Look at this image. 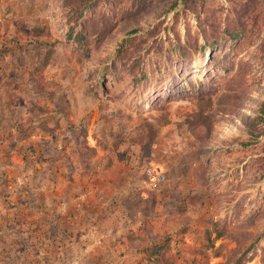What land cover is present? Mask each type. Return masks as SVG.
<instances>
[{"label": "rangeland", "instance_id": "374dc122", "mask_svg": "<svg viewBox=\"0 0 264 264\" xmlns=\"http://www.w3.org/2000/svg\"><path fill=\"white\" fill-rule=\"evenodd\" d=\"M139 1L116 0L119 24L84 51L67 38L76 11L67 1L0 0V264H152L149 247L166 239L176 264H264V136L247 128L264 101L254 33L264 31V0L208 2L221 21L248 12L233 56L247 64L237 70L229 44L216 47L229 72L214 74L210 130L199 138L191 123L198 99L174 85L185 70L202 79L208 50L166 63L154 43L166 34L174 41L175 23L182 42L202 44L196 16L174 21L181 0L173 10L172 0ZM159 22L139 47L146 78L137 88L120 64V77L105 73L123 42L148 37ZM158 67L176 72L163 73L159 87ZM229 79L244 95L218 109V96L236 87ZM149 126L156 142L147 150ZM150 173L161 177L156 188ZM210 223L225 232L214 239L219 257L199 254Z\"/></svg>", "mask_w": 264, "mask_h": 264}, {"label": "trees", "instance_id": "16d2710c", "mask_svg": "<svg viewBox=\"0 0 264 264\" xmlns=\"http://www.w3.org/2000/svg\"><path fill=\"white\" fill-rule=\"evenodd\" d=\"M71 4L72 7L75 6V13L70 22L67 23V38L73 39L74 43L85 51V47L91 44L93 41L100 42L103 35L108 31V35H111V27L119 24V8L117 6L116 0H64ZM143 0L139 1L140 3ZM178 0H172L169 4V8L173 10L178 6ZM210 0H181L182 7L174 15V21L177 22L180 15L186 17L189 13H193L198 21V27L202 35V44L198 43V36L194 38H186L185 42L180 39L179 33L176 31V24L170 25L173 31L174 41L171 40L168 34H166L164 40L158 38L154 39V43L157 44L158 50L164 56L166 63H171L184 58V61L192 60V53H200L208 50L207 59L203 58L202 62L205 61L206 70L205 75L200 80H194L189 76L188 71L185 70L182 74L184 81L179 79L175 82V92L177 93H190L193 94L197 99V111L193 114L192 127L194 128V134L199 138L201 132H204L207 136L210 130V124L207 115L204 111L211 107V91L212 85L215 82V76H219L224 70L227 72L231 63L232 66H237V70L241 69L243 65L247 64V60L241 59L239 63H235L233 56L237 55V50L235 44L242 38L247 36V31L245 29L246 23H244L241 17L248 15L247 11L244 9H239L240 14L235 17H226L223 21L218 20V15L220 9L212 10L208 5ZM231 5H234L233 0H229ZM99 8L96 9V6ZM235 7V6H234ZM140 8V4H139ZM237 9V7H236ZM236 9H232V13H236ZM86 11V12H84ZM84 14H86L85 19L81 21ZM81 21V22H80ZM81 28L77 29L78 26ZM163 22H159L147 35H135L127 39V44L123 43L118 48L116 53L115 65L109 68H105V73L113 75V77H120L121 70L117 73L116 64L122 66V71L126 73V76L130 78L131 83L135 88L141 83L142 80L146 78L145 72L140 70V63L142 61V56L139 53V47L144 40L154 37L162 27ZM165 28V27H164ZM136 32V30H133ZM132 31V32H133ZM189 29L186 28V33ZM256 37L260 39L261 43L255 52L260 51V56L264 60V31L258 30L254 31ZM94 34V37H93ZM262 35V36H261ZM93 37V38H92ZM151 43L150 46H152ZM223 43H228L229 47L225 53L229 55V59L221 62L219 60L220 52L216 47ZM222 47V46H221ZM217 53V55H216ZM205 59V60H204ZM163 61V60H162ZM231 66V67H232ZM213 69V70H212ZM156 80L153 82L154 85L159 87L162 85L163 73H171L175 75L174 70L162 72L158 67ZM215 72V73H214ZM229 72V71H228ZM159 74V75H158ZM228 74V73H227ZM138 75H140L138 77ZM227 76V75H226ZM230 84H235L236 87H229V92H224L218 96L216 100V106L218 109L229 110L233 107L234 103L238 102L237 96L243 94V88L240 83H236L232 79ZM237 89L239 91H237ZM187 93H185L187 95ZM163 124H166V116L162 119ZM190 123V124H191ZM204 127V128H203ZM248 132L251 138L257 139L259 136H264V101L260 105L259 112L255 119L249 123L247 126ZM152 126L148 127V132L142 135V138L146 140L147 150L150 149L151 143L156 142L154 138V132L152 131ZM148 154V153H147ZM146 154V155H147ZM261 176H264V166L262 167ZM211 224V223H210ZM212 233L214 238H211ZM204 238L206 244L204 245V250H200L199 254L201 256H207L206 251L211 250L213 257H219L221 255V246L214 249V239H220L224 236L225 232L222 228H219L218 224H211L210 228H205L203 230ZM251 248V245L250 247ZM214 249V250H213ZM150 255L147 259L149 263L152 264H176L175 259L170 258L169 254L171 251L170 240L166 239V242L162 245H152L149 247ZM195 264V263H193Z\"/></svg>", "mask_w": 264, "mask_h": 264}, {"label": "built area", "instance_id": "2783aa9c", "mask_svg": "<svg viewBox=\"0 0 264 264\" xmlns=\"http://www.w3.org/2000/svg\"><path fill=\"white\" fill-rule=\"evenodd\" d=\"M150 176H151V173H150ZM158 175H153L151 176L150 178V186L151 188H156L157 187V184L160 180L161 177H157Z\"/></svg>", "mask_w": 264, "mask_h": 264}]
</instances>
